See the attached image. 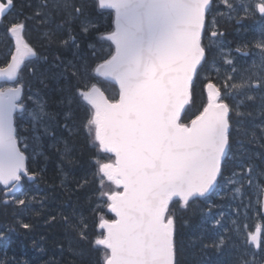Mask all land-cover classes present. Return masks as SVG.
I'll list each match as a JSON object with an SVG mask.
<instances>
[{"label":"snow or ice","instance_id":"1","mask_svg":"<svg viewBox=\"0 0 264 264\" xmlns=\"http://www.w3.org/2000/svg\"><path fill=\"white\" fill-rule=\"evenodd\" d=\"M16 9L17 0H0V30L14 41L10 59L0 67V193L11 194L17 206L27 207L25 178L36 179L28 162L35 163L40 155L35 148L29 155L30 139L39 146V136L30 133L38 128L48 132L46 103L39 89L25 96L23 73H31L42 86L46 79L63 78L73 93L69 103L75 101L82 111L81 129L96 153L92 179L85 178L84 184L97 186L91 225L73 207L70 214L61 213L65 229L91 244L99 254L97 264H180L184 214L207 197L230 159L239 168L229 181L235 193L241 194L245 181L251 187V157L245 164L230 156L232 139L248 134L244 118L252 112L247 102L259 100L264 114V29L255 41L259 63L254 61L252 70L237 79L234 61L220 39L224 33L208 16L215 12L231 20L243 12L264 19V0H42L32 15ZM53 13L64 15L68 34L61 37L57 26L42 39L62 48H79L70 27L73 21L85 17L80 30L86 36L98 28L87 19L89 14L106 17L109 24L89 44L91 60L75 53L79 63L57 56L59 63L52 67L62 71L49 75L47 69L40 70L41 54L24 32L27 21L36 17L39 24L49 25ZM220 59L232 66L231 72L224 69V76L217 66ZM102 82L114 86L115 94L109 96ZM198 95L201 104L196 107ZM26 101L34 107L29 109ZM61 158L74 163L66 142ZM56 221L55 215L50 217V222ZM232 223V233L247 246L243 255L252 257L241 258V264H256L255 257L264 253V229L252 231L238 220ZM19 226L33 228L27 222ZM212 237L210 229L201 228L191 243L199 242L201 251H219L231 239ZM68 251L79 255L71 246Z\"/></svg>","mask_w":264,"mask_h":264},{"label":"trees","instance_id":"2","mask_svg":"<svg viewBox=\"0 0 264 264\" xmlns=\"http://www.w3.org/2000/svg\"><path fill=\"white\" fill-rule=\"evenodd\" d=\"M41 4L42 0H17L16 11L23 13L24 16L32 15L34 10L41 6ZM20 5L24 6L21 7ZM28 5H31V7ZM82 18L85 19V17ZM39 19L40 17H36L33 20L27 21L25 38L38 50L41 49L44 52V56L47 59L40 70L48 69L49 75H53L52 70H56L52 67V64L55 62L52 60V56H59L65 60L67 55H65L64 51L67 52L68 50V53L73 51L81 59L91 60L92 50L89 47L86 48L84 41L88 42L87 46L93 43L99 32H103L108 25V20L107 23H104L99 19L98 15L89 14L87 19L95 22L98 28L90 31L89 35H83L82 37L80 30L81 19L73 21L70 27L72 33L77 37L76 43L79 44V48L72 45L63 50L54 44L48 45L44 39L40 40V42L38 40L35 42L34 39H38L39 34H43L50 29H55L59 25V35L66 37L69 25L64 24V15L53 13L52 21L49 25L39 24ZM11 45V40L6 38L3 31L0 30V67L5 66L6 59L10 58L8 54L9 50H12ZM74 62L79 63L80 61L74 60ZM23 79L26 80L24 93H36L37 89H39L40 98L45 100L46 104L49 103L50 95L55 93V88H52V85L47 80L45 81L46 86L43 87L39 85L36 77H33L28 71L23 73ZM69 79L71 80L70 73ZM58 84L62 90V92H59V95L63 94L64 89L69 91L68 96L73 95L72 90L65 86L63 78H59ZM101 86L109 96L115 94L114 86L106 82H102ZM58 100V98L55 99L57 102ZM79 128H81V123H78ZM78 132L81 138L79 137L75 141L76 137H73L69 141L74 163H68L63 170L65 179H62V176L57 174V168L52 162L46 166L45 171L41 174V170L38 167L43 165V161H40V158H38V165L29 163L31 171L36 173V182L31 185L32 189L26 192L27 207L17 206L12 201V197L9 199V204L1 205L3 195L0 193V234H2L0 236V262H3V264H51L53 261L56 264H97L99 254L93 250L89 242L80 240L75 233L65 229L61 215V213L70 214L72 208L76 207L77 211L87 218L90 225L93 220L91 208L95 205L91 201L95 199L92 193L97 186L95 184H84V180L85 178L92 179L91 173L94 171L92 158L96 153L89 146L87 139L84 138L85 133L83 130L79 129ZM58 156H60V153L56 155V157ZM261 167L264 170V166L261 165ZM82 184L84 185L83 187L78 186ZM53 215L57 217L56 222H50V217ZM21 222L33 225L32 230L27 231L21 228L19 226ZM7 236L8 239L4 240ZM89 237L91 239V232ZM70 246L76 249L79 255L73 256L68 251Z\"/></svg>","mask_w":264,"mask_h":264},{"label":"rangeland","instance_id":"3","mask_svg":"<svg viewBox=\"0 0 264 264\" xmlns=\"http://www.w3.org/2000/svg\"><path fill=\"white\" fill-rule=\"evenodd\" d=\"M99 19L104 23H107L108 20L106 17L102 16H99ZM81 20L84 19L82 18ZM93 23L95 24V22ZM81 34L83 37L84 34L82 32ZM42 36L43 34H39L37 37L38 39L35 38L34 41L36 42L38 40L40 42V40H42ZM84 43L86 44V48H88V42H86L85 40ZM61 49L64 50L66 48L61 47ZM64 52L68 57H66L65 60H75L73 55V53L75 52L70 51L68 53V50L67 52ZM43 57H45L44 52L41 53V59L37 62L39 68H42V65L44 64V62H46ZM52 60L55 61L54 63L59 62L56 60L55 55L52 56ZM252 65L253 64H244L241 68L239 66H235L236 72L233 73V75H235L237 79H239L241 75H246L249 71L252 70ZM50 69L52 68L50 67ZM53 69H56L52 70L54 74H58L62 71L61 68L57 67H53ZM228 71L231 72V68L228 69ZM220 75H222V72ZM46 80L52 85V88H55V93L50 95V101L46 104L49 113V116L45 121V123L48 125V132L45 133L43 128H38L35 133H30V136H39V146L37 147V142L34 139H30L29 143L32 146L29 148V155L31 156L33 154L34 148L40 153V155H37L36 158H40V161H43V165L41 167H38L41 170V174L45 171L46 166L50 162H52L53 165L57 168V174L62 176V179H65V177L63 176V170L68 165V162H66L65 159L61 158L63 149L65 148V142L67 143V146L72 150L69 141L72 140L73 137H76L75 141H77L79 137L81 138V135L79 134L77 129H71L70 131L66 130V128H63L61 117H65L64 112L66 111V109L75 108L72 105L75 104V106H77V104L75 101L69 103V98L71 96L67 95L69 92L67 89H64L65 91L63 92V94L59 95V92H62L59 87L60 85L58 84L59 79L50 78ZM24 82L26 83V80H24ZM26 94L28 95L35 93L29 92ZM57 98L59 99L58 102L55 101V99ZM41 101L45 102V100L43 99H41ZM30 102L31 105L28 104L29 109L34 107L32 101ZM247 104V110L252 112V115L248 116V119L247 117L244 118V128L248 134L247 136L243 137L234 135V140L232 141L233 147L230 156L235 154L236 161H243L245 164L248 163V158L251 157V163L255 169V172L252 173V185L250 187L248 185V182L245 181L244 188L242 189L241 194L235 193L234 185L229 182L231 179H235V177L232 176L234 170L231 171L229 168L230 166L235 165V163L230 159L229 163L225 166L224 175H222V177L220 178L218 187L215 190V194H213L214 198H212V196H209L204 200H199L197 204L193 206V209L184 214V219L187 220V224L182 225L180 231V238L183 241V252L179 256L180 264H241V258L243 260L252 259L251 256L243 255L247 246L240 239L235 237V235L231 231V229L233 228L232 222L234 220L240 221L242 226L247 225V228L252 231H255L258 226L264 229V214L261 211L260 201L263 187V184H261V180H264V174H262L264 173V170H262L259 165H264V134L261 133V128L264 127V114L259 111V100H257L255 103L247 102ZM195 110V108L192 109L193 112ZM242 110L245 109L242 108ZM25 126H27V124H25ZM64 130L68 132L66 136H63L61 133H64ZM253 133H255V136L252 135ZM84 138L86 139V135ZM58 153H60V156L56 157ZM45 157H47V159H45ZM37 160H35V164L38 165ZM235 171H239V169ZM257 185L260 186L259 189L257 188ZM31 189L32 187H28L24 191L27 192ZM1 205L4 204L2 203ZM217 219L221 220L220 225L215 224V221ZM223 225L227 226L226 231H224V228V236L218 235V238L231 237V239L222 250L218 251L214 247H209L201 251L202 245L199 242L191 243V241H193L200 234L201 228L210 229L213 233L212 238H214L215 235V239H217L216 232L220 230ZM262 235H264V233H262ZM7 239L8 236L4 238V240ZM251 251L258 250L252 249ZM217 255L219 256L217 257ZM255 259L256 264H264V253H259L255 257Z\"/></svg>","mask_w":264,"mask_h":264},{"label":"flooded vegetation","instance_id":"4","mask_svg":"<svg viewBox=\"0 0 264 264\" xmlns=\"http://www.w3.org/2000/svg\"><path fill=\"white\" fill-rule=\"evenodd\" d=\"M220 7L223 9L222 5ZM213 18L218 21L219 30L224 33L223 37L220 39L223 40L225 53L228 54L229 58L233 59L234 66H238L239 61H243L245 64H253L254 61L259 63L260 50L255 47V41L258 38L261 29H264V19H262L258 13L245 16V14L241 12L239 16L234 15L233 18L229 20L226 16L220 17L213 12L208 16V20L211 21ZM238 47L241 48V51L236 50ZM37 51L40 54L43 52L41 49H37ZM217 66L221 69V76L226 74L224 69L228 70L232 68V66L225 65L223 59L218 61ZM213 76H215V72H213ZM200 104L201 98L198 95L196 106H200ZM233 140L234 139H232V141ZM213 194L211 195L212 198H214Z\"/></svg>","mask_w":264,"mask_h":264},{"label":"bare ground","instance_id":"5","mask_svg":"<svg viewBox=\"0 0 264 264\" xmlns=\"http://www.w3.org/2000/svg\"><path fill=\"white\" fill-rule=\"evenodd\" d=\"M244 64L245 63L243 61H239L238 66L241 68ZM72 106H74L75 108L66 109V111L64 112L65 113V117H63V116H62L63 118L61 117V119H62L61 120L62 127L63 128H66V130H71V129H77V130H79L81 128L78 129V123H81L82 117H83V113H82V111H80L78 109L77 106H75V104H73ZM61 133H62L63 136H66L68 134V132L65 131V130H64V133L63 132H61ZM262 166H264V165H262ZM260 167H261V165H260ZM229 168H230L231 171L232 170H238L239 169V168H236L235 165H232ZM262 170H263V168H262ZM261 184H264V180H261ZM218 256L219 255H217V257ZM185 264H188V263H185Z\"/></svg>","mask_w":264,"mask_h":264},{"label":"water","instance_id":"6","mask_svg":"<svg viewBox=\"0 0 264 264\" xmlns=\"http://www.w3.org/2000/svg\"><path fill=\"white\" fill-rule=\"evenodd\" d=\"M13 45H14V41H13ZM3 81H0V83ZM2 187V186H1ZM215 187V186H214ZM213 190V189H212ZM211 190V191H212ZM211 191L207 194V196L211 193ZM11 194H9L8 196H10ZM262 211L264 213V188H263V194H262Z\"/></svg>","mask_w":264,"mask_h":264}]
</instances>
